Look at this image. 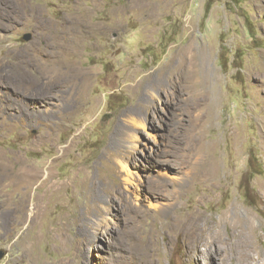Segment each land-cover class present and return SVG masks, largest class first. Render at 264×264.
Wrapping results in <instances>:
<instances>
[{
    "label": "rangeland",
    "instance_id": "obj_1",
    "mask_svg": "<svg viewBox=\"0 0 264 264\" xmlns=\"http://www.w3.org/2000/svg\"><path fill=\"white\" fill-rule=\"evenodd\" d=\"M194 210L251 218L264 258V0H0V264H73L85 233L105 264Z\"/></svg>",
    "mask_w": 264,
    "mask_h": 264
},
{
    "label": "bare ground",
    "instance_id": "obj_2",
    "mask_svg": "<svg viewBox=\"0 0 264 264\" xmlns=\"http://www.w3.org/2000/svg\"><path fill=\"white\" fill-rule=\"evenodd\" d=\"M27 173L26 167L18 169L17 175L21 177L22 182H26ZM36 214L37 212L33 211L29 219L32 221ZM22 218L28 220V217ZM226 222H230V231L223 232L221 224ZM155 227L156 229L149 226L134 227L122 232L133 239L132 251L128 255L116 251L119 246L117 243L109 246L105 244L108 254L105 264H157L156 255L167 252L168 245L173 240L179 242L185 258L192 264H201L203 257L206 256L213 260V264H264V258L252 241L255 225L251 218L241 213L226 212L220 215L217 221H208L200 211L194 210L171 217L164 227L158 229L157 226ZM96 232L94 234L98 236V230ZM120 232L116 230L114 234L118 235ZM158 234L164 236L163 241L157 239ZM88 237L92 236L85 233L84 238L76 242L77 251H82V254H78L80 259L73 264H97L96 261H91L93 254L90 256L84 251ZM28 244L23 245L25 255L28 254L31 245ZM56 264H70V262L63 259Z\"/></svg>",
    "mask_w": 264,
    "mask_h": 264
},
{
    "label": "water",
    "instance_id": "obj_3",
    "mask_svg": "<svg viewBox=\"0 0 264 264\" xmlns=\"http://www.w3.org/2000/svg\"><path fill=\"white\" fill-rule=\"evenodd\" d=\"M23 39L27 41V40L30 39V36H29V35H24V36H23ZM0 257H1V253H0Z\"/></svg>",
    "mask_w": 264,
    "mask_h": 264
}]
</instances>
